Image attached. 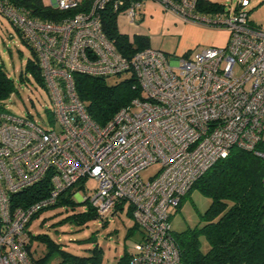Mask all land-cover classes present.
<instances>
[{
    "label": "built area",
    "instance_id": "2783aa9c",
    "mask_svg": "<svg viewBox=\"0 0 264 264\" xmlns=\"http://www.w3.org/2000/svg\"><path fill=\"white\" fill-rule=\"evenodd\" d=\"M50 1L73 14L42 21L0 0V17L37 56L52 105L40 123L0 110V264H33L28 223L89 178L97 188L72 200L102 220L128 205L140 234L130 264H180L170 212L231 149L264 158V26L249 21V0L224 13H207L198 0H153L184 23L227 30L226 44L191 56L148 47L127 57L103 32L102 12L108 7L133 25L143 0ZM124 73L134 75L141 96L99 126L72 76ZM154 164L157 173L144 182L141 172ZM46 179L47 196L22 206L18 197Z\"/></svg>",
    "mask_w": 264,
    "mask_h": 264
},
{
    "label": "trees",
    "instance_id": "16d2710c",
    "mask_svg": "<svg viewBox=\"0 0 264 264\" xmlns=\"http://www.w3.org/2000/svg\"><path fill=\"white\" fill-rule=\"evenodd\" d=\"M17 10H25L30 18L48 22H59L73 12H63L46 5L44 0H7ZM199 7L207 13H224L227 10L219 3L210 0H198ZM118 16L110 8L102 12L103 32L113 41L117 50L127 57L135 52L148 48L149 41L145 36L134 35L132 40L120 33L117 27ZM19 38L28 46L30 58L25 63L24 72L19 81H27L26 73L41 87L45 88L37 56L14 28ZM75 91L83 102L90 119L104 126L123 107L133 99L141 96V90L134 75L128 79L108 85L105 79L74 74L72 76ZM15 92L13 80L0 64V110L5 111L4 101ZM47 115L50 116L49 111ZM46 115V116H47ZM33 118L30 115H26ZM48 180L41 182L18 197L22 206L32 204L47 196ZM197 190L210 200L203 214L199 215L201 225L188 228L181 233H174L175 244L180 252V264H264V158L251 151L233 148L226 158L218 161L201 178L191 190ZM189 191V192H190ZM188 192V193H189ZM76 193L73 187L66 189L58 202L53 205L74 209L72 196ZM187 193V194H188ZM182 201V200H181ZM181 203V202H180ZM41 211L36 213L27 225H30ZM129 213V212H128ZM96 214L91 208L85 212L67 216L63 222H71L80 228L88 221L95 220ZM137 225L126 231L125 239L133 237ZM30 240L26 246L27 255L33 264H46L54 258L59 264H101L102 251L95 247L90 255L78 257L63 251L58 244L45 234L33 236L28 230ZM203 237L209 246L207 252L200 249L199 239ZM36 240L45 247V255L33 256L32 243ZM130 252L124 249L115 264H130Z\"/></svg>",
    "mask_w": 264,
    "mask_h": 264
},
{
    "label": "rangeland",
    "instance_id": "374dc122",
    "mask_svg": "<svg viewBox=\"0 0 264 264\" xmlns=\"http://www.w3.org/2000/svg\"><path fill=\"white\" fill-rule=\"evenodd\" d=\"M219 3L227 10H232L238 0H210ZM51 6L50 0H44ZM248 19L254 25H264V0H249L247 8ZM136 24L130 25L125 16L121 14L117 18V27L126 35L140 34L149 41L152 49L160 50L168 55H182L186 52L200 50L205 44L199 42L192 32L186 27V23L177 19L174 15L164 11L157 2L143 0L140 10L136 13ZM216 36L213 43L215 47H224L229 33L223 28L214 29ZM194 51V52H193ZM28 46L19 38L14 28L0 17V64L7 75L13 80L15 92L5 101V109L17 116L30 115L39 123L46 119L47 111L52 105L48 91L39 86L29 74H25L27 81H19L20 73L24 72L25 63L30 58ZM130 73L111 76L105 79L106 84L113 85L130 77ZM159 165L154 164L141 172V179L146 182L158 171ZM97 188V182L92 179L78 181L73 189L79 198L89 196ZM76 196V195H75ZM74 196L76 203L74 209L55 206L40 212L28 226L29 232L35 236L45 234L60 248L72 255L86 257L90 250L98 247L102 251L101 264H115L122 255L124 249L132 250L133 243L137 241L139 231H135L133 237L125 239L126 231L132 227L133 220L129 216L127 204L123 211L112 213L107 219H95L88 221L81 228L71 222H63L67 216L85 212L87 207L80 203ZM210 204V200L197 190L190 191L181 201L177 209L170 212V225L174 233H181L188 228L201 225L199 215ZM200 249L203 253L209 249L205 239H199ZM33 256L40 258L45 255L43 244L34 240L32 243ZM59 259L54 258L46 264H59ZM68 264V263H67Z\"/></svg>",
    "mask_w": 264,
    "mask_h": 264
},
{
    "label": "crops",
    "instance_id": "0c3cea01",
    "mask_svg": "<svg viewBox=\"0 0 264 264\" xmlns=\"http://www.w3.org/2000/svg\"><path fill=\"white\" fill-rule=\"evenodd\" d=\"M259 26H264V25H259ZM186 27L189 31L192 32V36H195L199 42H202L205 44L204 46L213 45L214 40H215V36H216L214 29L201 27V26L194 25L191 23H186ZM122 34H124V33H122ZM134 35L137 36L140 34H132V35H128V36H134ZM139 236H140V234H139ZM139 236H138V239H139Z\"/></svg>",
    "mask_w": 264,
    "mask_h": 264
}]
</instances>
